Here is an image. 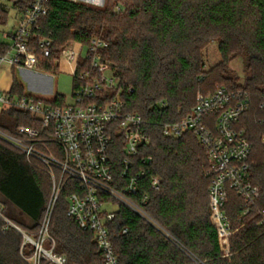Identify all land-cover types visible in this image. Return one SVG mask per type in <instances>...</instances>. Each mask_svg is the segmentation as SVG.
Here are the masks:
<instances>
[{
    "label": "trees",
    "instance_id": "obj_1",
    "mask_svg": "<svg viewBox=\"0 0 264 264\" xmlns=\"http://www.w3.org/2000/svg\"><path fill=\"white\" fill-rule=\"evenodd\" d=\"M31 2L0 0V24L8 23L12 9L23 12ZM119 4L126 9L117 13ZM39 27V35L53 41V57L73 41L88 42L95 36L108 41V57L120 69L122 85L134 88L125 97L126 109L142 116L149 143L140 146L136 156L142 167L146 159V177L140 179L139 191L131 199L159 228L120 206L109 226L120 264H195L189 255L201 264H264V109L260 108L264 104V0H107L103 9L50 0L48 15ZM213 42L219 44L221 59L208 70L205 51ZM8 49L0 42V56ZM236 57L246 62L244 84H237L228 68ZM218 86L251 94V108L241 123L252 144L251 178L261 188L260 200L247 215H243L244 201L229 189L227 216L232 230L242 228L231 237L228 257L210 218V165L205 150L191 133L178 140L163 134L164 124L191 114L198 93H212ZM24 95V87L15 81L9 96ZM21 126L36 124L14 107L2 109L0 131L17 136ZM152 176L161 180L159 191L150 186ZM76 186L77 182L67 184L52 213L49 233L56 242L55 253L65 257L67 264H101L93 234L67 216V199ZM52 187L40 166L30 164L23 152L0 139V206L9 220L34 238ZM24 242L23 235L7 228L0 217V264H30L34 248Z\"/></svg>",
    "mask_w": 264,
    "mask_h": 264
},
{
    "label": "built area",
    "instance_id": "obj_2",
    "mask_svg": "<svg viewBox=\"0 0 264 264\" xmlns=\"http://www.w3.org/2000/svg\"><path fill=\"white\" fill-rule=\"evenodd\" d=\"M49 2L32 0L21 12L7 34L11 43L7 53L0 56V69L9 67L48 80L66 73L73 78L72 101L67 102L62 95L47 99L25 93L11 98L10 91L0 93L3 108L14 107L36 124L19 127L17 136L0 131V139L23 152L30 164L40 166L50 176L52 194L37 238L9 220L1 206L0 217L7 228L13 227L23 235L24 244L33 246L30 264H67L65 257L55 253L56 242L49 227L65 187L77 182L67 199V216L80 229L93 234L101 264H120L109 230L120 206L153 222L131 199L139 191L140 179L146 177V159L143 167L136 160L140 146L149 143L143 131L145 121L126 109L125 97L134 88L122 85L120 69L108 57V41L98 36L88 42L73 41L53 57L52 39L39 35V24L48 15ZM47 85L42 82L38 87L46 90ZM251 105L249 92L218 86L212 93H198L195 107L184 119L163 125L165 137L178 140L191 133L206 152L210 165V218L226 254L233 236L226 210L229 189L244 201L243 215L249 214L261 198V188L251 178L252 144L241 123ZM260 108L264 109V104ZM150 186L159 191L161 180L152 176ZM108 207L114 210L108 211Z\"/></svg>",
    "mask_w": 264,
    "mask_h": 264
},
{
    "label": "rangeland",
    "instance_id": "obj_3",
    "mask_svg": "<svg viewBox=\"0 0 264 264\" xmlns=\"http://www.w3.org/2000/svg\"><path fill=\"white\" fill-rule=\"evenodd\" d=\"M69 1L82 3L84 5H89V6L100 8V9L105 8L107 5V0H69ZM118 7H120V10H118L117 8L116 10L117 13L123 12L126 9L125 6H123V4H119ZM15 23H16L15 16H14L13 11H11L8 23L6 25L0 24V41H3L7 44L11 43V39L7 37V34L12 31ZM218 49H219V44L217 42H213L209 45V47L205 51L206 69L209 70L210 68H212L213 66L217 65L220 62L221 55ZM228 68H229V71L231 72V77H233L234 80L237 81L236 82L237 84L245 83L246 62L243 57L234 58L229 63ZM24 74H25L24 71H20V70L15 71V81L24 87L25 93L34 94V95L44 97L47 99L54 98L57 95H62L66 97L67 102L72 101L73 92H74V84H73V78L70 75L66 73H59L55 76H51L49 80L47 81L48 85L46 87V90L40 91V90H36L33 88L30 82L25 79ZM107 210L112 211L114 210V208L108 207ZM150 223L154 225L155 227L157 226L154 222H150ZM241 228L242 227L235 228V230H233V236ZM164 234L166 233L164 232ZM223 254L225 257H228L229 255H231V240H230L229 253L227 254L223 253ZM189 256L191 257V259L194 261L195 264H201V262L197 258L193 257L192 255H189Z\"/></svg>",
    "mask_w": 264,
    "mask_h": 264
},
{
    "label": "crops",
    "instance_id": "obj_4",
    "mask_svg": "<svg viewBox=\"0 0 264 264\" xmlns=\"http://www.w3.org/2000/svg\"><path fill=\"white\" fill-rule=\"evenodd\" d=\"M11 11H13L14 16H15V21L17 23V20L19 19L21 12H18L15 9H12ZM0 42H3V41H0ZM24 73H25L24 74L25 79L30 82V84L33 86L34 89L45 91L44 88L38 87V84L42 82L47 83L48 81L47 78L40 77V76L34 75L32 73H28V72H24ZM14 82H15V70L10 69L9 67H3L2 69H0V93L11 91ZM2 109H3V106L0 104V112L2 111Z\"/></svg>",
    "mask_w": 264,
    "mask_h": 264
}]
</instances>
